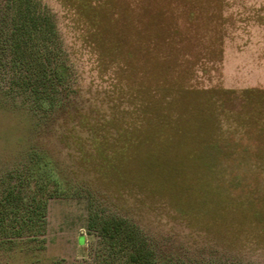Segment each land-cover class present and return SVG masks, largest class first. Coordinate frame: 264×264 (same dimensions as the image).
Here are the masks:
<instances>
[{
  "label": "rangeland",
  "instance_id": "rangeland-1",
  "mask_svg": "<svg viewBox=\"0 0 264 264\" xmlns=\"http://www.w3.org/2000/svg\"><path fill=\"white\" fill-rule=\"evenodd\" d=\"M24 16L83 118L64 147L0 54V196L38 147L70 176L0 264H264V0H0V37Z\"/></svg>",
  "mask_w": 264,
  "mask_h": 264
},
{
  "label": "trees",
  "instance_id": "trees-1",
  "mask_svg": "<svg viewBox=\"0 0 264 264\" xmlns=\"http://www.w3.org/2000/svg\"><path fill=\"white\" fill-rule=\"evenodd\" d=\"M27 20L28 16H24L22 24H10L1 34L0 54L8 61L3 91L7 95L17 93L40 100L49 113L47 120H65L58 126L60 141L67 147L73 140L75 128L81 127L83 116L80 111L73 112L77 110L59 70L56 46L47 39L45 31L29 26ZM29 156L27 176L20 178L21 183L14 184V174L7 175L6 189L0 196V240L3 244H13L17 239L25 245L42 243L47 234L49 200L60 196L66 181L70 182L66 168L51 151L38 147ZM102 158L106 168L113 171L120 172V167H125L124 162L112 163L105 155ZM111 228L121 232L120 224L111 226L110 222L104 224L103 231L110 233ZM140 259V255L130 256L134 263Z\"/></svg>",
  "mask_w": 264,
  "mask_h": 264
}]
</instances>
